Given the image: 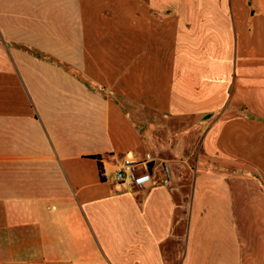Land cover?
Here are the masks:
<instances>
[{
    "label": "crops",
    "instance_id": "crops-1",
    "mask_svg": "<svg viewBox=\"0 0 264 264\" xmlns=\"http://www.w3.org/2000/svg\"><path fill=\"white\" fill-rule=\"evenodd\" d=\"M0 264H264V0H0Z\"/></svg>",
    "mask_w": 264,
    "mask_h": 264
},
{
    "label": "built area",
    "instance_id": "built-area-1",
    "mask_svg": "<svg viewBox=\"0 0 264 264\" xmlns=\"http://www.w3.org/2000/svg\"><path fill=\"white\" fill-rule=\"evenodd\" d=\"M156 160L150 155L145 156L141 162H120L111 174L112 180L119 186H128L132 189H144L153 181V167ZM152 164V166H150ZM157 167L165 180L171 177L170 166L165 161H159Z\"/></svg>",
    "mask_w": 264,
    "mask_h": 264
},
{
    "label": "trees",
    "instance_id": "trees-1",
    "mask_svg": "<svg viewBox=\"0 0 264 264\" xmlns=\"http://www.w3.org/2000/svg\"><path fill=\"white\" fill-rule=\"evenodd\" d=\"M98 168H99L100 178H101V180H104V176H103V166H102V163L100 162V160H98Z\"/></svg>",
    "mask_w": 264,
    "mask_h": 264
}]
</instances>
